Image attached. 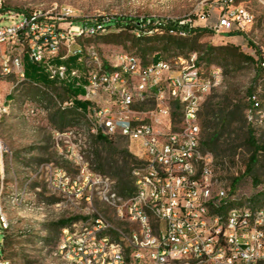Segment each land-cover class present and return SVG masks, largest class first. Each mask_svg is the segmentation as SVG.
<instances>
[{"label":"built area","instance_id":"1","mask_svg":"<svg viewBox=\"0 0 264 264\" xmlns=\"http://www.w3.org/2000/svg\"><path fill=\"white\" fill-rule=\"evenodd\" d=\"M229 2L215 31H245L252 17L230 10ZM4 8L0 0V21L8 22L0 26V77L14 83L0 100V117L18 114L34 121L48 115L41 105L12 96L26 84L52 93L51 87L29 82L26 59L39 64L55 87L81 89L78 100L88 104L82 128L51 130L57 152L77 170L71 176L63 168L41 165L39 172L50 170L51 190L76 202L90 201L96 190L121 200L112 191L115 182L95 174L85 160L81 147L88 137L122 136L137 161L133 194L126 209L118 210L137 230L126 237L98 214L63 227L56 255L68 264H264V206L240 202L218 177L213 155L202 147L200 116L206 96L224 84L221 68L204 71L198 54L179 58L178 70L167 60L147 64L123 51L104 58L85 42L109 33V19L75 22L68 8L55 15ZM53 98L62 109L74 108L73 100ZM150 101L155 103L152 111L139 109ZM4 153L0 141V165ZM3 182L1 173L0 224L5 231ZM0 264L11 263L0 257Z\"/></svg>","mask_w":264,"mask_h":264},{"label":"rangeland","instance_id":"2","mask_svg":"<svg viewBox=\"0 0 264 264\" xmlns=\"http://www.w3.org/2000/svg\"><path fill=\"white\" fill-rule=\"evenodd\" d=\"M6 11L31 13L34 11L52 12L55 15L63 9H70L75 22L88 20H108L115 17L132 19H155L158 22L166 20L181 21L198 29L197 40L200 46L214 47L235 46L241 52L252 56L258 61L260 52L264 59V0H231L230 10H243L252 17V23L245 31L237 29L215 31L221 8L226 9L229 0H4ZM8 22L0 21V26ZM137 31H120L111 29L106 35L94 38L85 44L94 45L104 58L114 51H123L138 56L143 63H151L155 56L161 54L164 60L170 62L175 70L179 69V58L187 59L189 49L184 53L171 47L164 50L163 33L159 30L149 32L142 43L137 40ZM122 34L121 37L111 38ZM195 36V37H196ZM159 39H156V38ZM138 38V39H137ZM185 38V37H184ZM113 40V41H112ZM204 52L199 48L198 54ZM146 54V55H145ZM145 55V56H144ZM198 55V57H199ZM33 64V63H32ZM204 71L211 67L221 68L225 77L222 87L213 90L205 98L204 105L210 101L213 104L227 103L229 106H240L242 117L235 118L232 128L225 134L222 147L229 150L223 162L225 169L217 168L220 180L230 186L234 179L239 182L235 187V195L240 202H251L261 196L254 207L264 206V154L258 156L254 177L259 184L253 182L254 177L246 176L245 172L252 157V150L247 145L249 130L255 135L260 146H264V75L256 79L257 65H242L240 69L233 67L224 69L215 62L209 65L201 64ZM42 79H31L29 82L51 87V94L40 90L32 84H26L12 91L17 100H29L41 105L48 115L27 121L18 114L0 117V141L5 146L0 175L4 174L3 182V214L8 222V229L3 230L0 224V257H4L5 236L9 247L5 257L11 264H68L56 255L57 247L62 238V227L59 222L66 220L73 223H85L94 216L103 215L113 227L128 237L137 230V225L126 217H120L118 210H125L129 197L119 189V177L129 175L137 161L130 151V143L122 136L110 140L111 144L98 138L88 137L81 147L84 158L91 170L100 176L110 178L115 182L112 191L120 194L121 200L114 201L111 197L94 191L90 201H71L68 197L51 190L49 183L50 170L39 172L41 165L49 168H63L71 176H76L77 170L69 161L59 155L52 135V129L61 132L82 128L86 121L83 115L71 111L70 120L62 128L59 119L53 116L63 112L53 95L60 102L68 100V92L48 79L44 69L39 64H33ZM14 83L12 78L0 77V100H4L11 92ZM69 88H73L69 85ZM250 92L252 95H250ZM53 94V95H52ZM83 96V92L79 97ZM252 102H254L252 107ZM155 108L150 101L139 107L141 111L149 112ZM68 118V119H69ZM201 121V120H200ZM202 127V124H201ZM132 157H128L127 155ZM126 170V171H125ZM125 172V174H124ZM125 177V176H124ZM131 190V186L129 187ZM44 205V210L40 208ZM253 205V204H252ZM117 239V235H113Z\"/></svg>","mask_w":264,"mask_h":264},{"label":"trees","instance_id":"3","mask_svg":"<svg viewBox=\"0 0 264 264\" xmlns=\"http://www.w3.org/2000/svg\"><path fill=\"white\" fill-rule=\"evenodd\" d=\"M222 11V8H221ZM108 23V28L113 29L117 28L120 31H137L140 34L138 42L142 43L147 38V34L149 32H154L156 30H159L161 33H163L165 45H164V51L169 52L171 47L176 48L177 51H182L184 53V50L189 49L188 58L193 54H198L199 48H202L204 52L199 55L198 58V64H202L203 62H207L209 65L218 62L221 67L224 69H227L228 67H233L235 70L240 69L242 65H248V64H255L257 65V74L256 79L261 78L264 75V59L262 58L263 55L259 53L260 57L258 58V61H255V59L252 56H249L247 54H244L240 51L238 47L235 46H228L226 48L224 47H214L209 45H202L198 43L197 40V31L198 29H193L191 25L189 24H181V21H170L166 20L163 22H158L155 19H132V18H124V17H115L110 18ZM180 32H185L186 36L181 37L179 35ZM122 34L119 35H113L111 38L121 37ZM196 36V37H195ZM156 39H159L158 37ZM113 41V40H112ZM146 55V54H145ZM144 55V56H145ZM163 58V55L159 54L154 57L153 61L157 62L160 61ZM29 59H26V70H27V76H29L31 79L40 80L42 78L41 74L37 73L36 70L33 68V63ZM65 90L68 92V100H73L74 102V108L71 109H63V112L57 113L53 116V120L59 119L62 123V128L65 127L70 120L69 113L73 110L76 115H82V113L86 112L88 104L86 102H83L81 100H78V96L81 92H83L81 89H73V88H65V86H62ZM250 95L252 93L250 92ZM254 102H252V107L254 108ZM179 110V109H178ZM243 112L240 109V106H229L227 103H218L213 104L210 101H208L203 108V111L201 113V124H202V147L205 152H208L213 155L215 159V163L217 168L222 167L225 169L226 163L223 162L222 158L226 157L227 152L222 147V140L225 136V134L232 128V125L235 121V118L242 117ZM179 114H175L174 118H177ZM69 118V119H68ZM100 141H103L105 143L111 144L110 140L107 138L99 137ZM247 145L252 150V157L249 161V164L247 166L245 175L254 177L255 173V166L258 163V156L260 153L264 154V146H260L255 138L254 133L252 130H249L248 132V138H247ZM128 157H132L130 154L127 155ZM126 171V170H125ZM125 174V172H124ZM125 176V177H124ZM123 177H119V189L122 194L128 193V197H130L133 194L134 191V185H133V179H132V169L129 175H124ZM239 182L238 178L234 179L233 183L230 185L232 190L235 191L236 184ZM253 182L257 186L259 184V180L257 177H254ZM131 186V190H129V187ZM119 197L120 194L118 195ZM260 195L256 198L252 199L253 206L257 205L260 199ZM264 197V195H263ZM72 224V222H68L66 220H62L59 222L60 227H65L67 225ZM4 257L7 252V248L9 247V240L5 236V242H4ZM6 259V258H5Z\"/></svg>","mask_w":264,"mask_h":264}]
</instances>
